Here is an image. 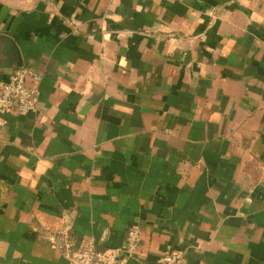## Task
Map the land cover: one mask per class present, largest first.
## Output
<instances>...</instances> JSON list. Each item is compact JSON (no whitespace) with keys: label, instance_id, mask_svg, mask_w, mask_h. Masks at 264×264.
<instances>
[{"label":"crops","instance_id":"crops-1","mask_svg":"<svg viewBox=\"0 0 264 264\" xmlns=\"http://www.w3.org/2000/svg\"><path fill=\"white\" fill-rule=\"evenodd\" d=\"M16 53L40 80L0 128V264L131 227L127 264H264V0H0V80Z\"/></svg>","mask_w":264,"mask_h":264},{"label":"built area","instance_id":"built-area-1","mask_svg":"<svg viewBox=\"0 0 264 264\" xmlns=\"http://www.w3.org/2000/svg\"><path fill=\"white\" fill-rule=\"evenodd\" d=\"M39 80L40 75L29 67L17 68L7 80H0V128L4 124V115L8 113L25 114L37 110L35 84ZM140 239L137 227L129 228L123 245L114 248L100 249L92 237H86L76 245L75 239L64 228L47 237L48 244L67 259L68 264H127L136 254ZM159 261L161 264H184L182 253L176 251L162 255Z\"/></svg>","mask_w":264,"mask_h":264},{"label":"water","instance_id":"water-1","mask_svg":"<svg viewBox=\"0 0 264 264\" xmlns=\"http://www.w3.org/2000/svg\"><path fill=\"white\" fill-rule=\"evenodd\" d=\"M4 40H5V43H4V51H3V53L8 57V63L9 64H11L10 62V59H9V57H10V53H9V47L11 46V44H12V41H11V39L9 38V37H2ZM17 54V55H16ZM15 55V62L13 63L14 65L12 66V67H22V64H21V61H20V57L18 56V53H16ZM8 64V65H9Z\"/></svg>","mask_w":264,"mask_h":264}]
</instances>
